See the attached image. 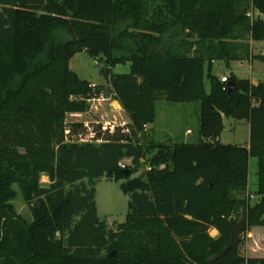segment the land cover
<instances>
[{
  "label": "trees",
  "instance_id": "16d2710c",
  "mask_svg": "<svg viewBox=\"0 0 264 264\" xmlns=\"http://www.w3.org/2000/svg\"><path fill=\"white\" fill-rule=\"evenodd\" d=\"M254 42H264V0H0V264H264L239 247L212 259L239 208L248 229L264 226V80L212 72L218 60L264 59ZM83 51L104 57L130 132L69 138L82 123L67 115L87 112L103 89L70 68ZM127 63L129 72H110ZM160 94L200 104L197 143L140 142ZM224 118L249 123V146L220 142ZM145 160L149 170L135 177ZM101 179L124 180L130 196L118 228L98 215ZM18 195L31 220L17 212Z\"/></svg>",
  "mask_w": 264,
  "mask_h": 264
},
{
  "label": "rangeland",
  "instance_id": "374dc122",
  "mask_svg": "<svg viewBox=\"0 0 264 264\" xmlns=\"http://www.w3.org/2000/svg\"><path fill=\"white\" fill-rule=\"evenodd\" d=\"M264 42L253 43L254 54L260 55ZM264 50V49H263ZM105 66L104 57L93 58L87 52L75 54L70 61V68L82 79L91 81L93 84L103 87L102 94L98 98L90 100V108L84 113L67 115V122H80L82 127H74L69 138L78 141H90L97 132L107 135L116 130L123 133L130 132L131 122L121 104L116 100L108 78L104 76L101 69ZM130 71V64H120L110 69L111 73H126ZM214 75L222 78L234 75L239 78L253 77L254 83L264 80V59H249L242 56L234 59L229 64L225 60H218L214 64ZM207 91L210 89V81L206 79ZM156 119L153 123H147L143 130L138 133V138L144 146L155 145L159 142H190L199 141L200 128V104L197 102L175 103L168 101L164 94L159 95L156 102ZM225 131L220 136L223 144H245L249 140L250 127L246 120L225 118ZM124 164H130L125 160ZM250 186L249 203L254 205L258 197L254 194L257 160L250 159ZM150 168L148 160H145L142 168L134 175H144ZM133 176V177H134ZM43 185H49L50 177L43 173L40 177ZM124 180L101 179L96 182V204L98 215L106 219L114 228L126 221L129 212L130 196L126 194L121 184ZM17 188V187H16ZM246 195V196H248ZM250 195H253L252 197ZM14 205L19 214L31 220L30 210L21 195L14 200ZM241 209L239 208L232 216L236 224L239 222ZM213 237L219 233L210 229ZM254 237V238H253ZM239 249L246 256L264 254V226H253L247 228L242 235ZM256 239V241L254 240Z\"/></svg>",
  "mask_w": 264,
  "mask_h": 264
},
{
  "label": "water",
  "instance_id": "95a60500",
  "mask_svg": "<svg viewBox=\"0 0 264 264\" xmlns=\"http://www.w3.org/2000/svg\"><path fill=\"white\" fill-rule=\"evenodd\" d=\"M228 91L232 92L234 89L237 88V84L233 81H230L228 84ZM125 173L129 174L128 170H124ZM248 227V221H247V214L245 212H242L240 214L239 222L234 227L232 234H231V241L229 244L218 254L214 255L212 259H218L220 257H223L227 254V252L231 249H237L240 244V239L242 234L246 231ZM112 255H115V250L112 252Z\"/></svg>",
  "mask_w": 264,
  "mask_h": 264
},
{
  "label": "built area",
  "instance_id": "2783aa9c",
  "mask_svg": "<svg viewBox=\"0 0 264 264\" xmlns=\"http://www.w3.org/2000/svg\"><path fill=\"white\" fill-rule=\"evenodd\" d=\"M256 15H258V12L255 11V10H253V9L249 10L248 13H247V16L250 17V18H254ZM263 49H264V45L262 46L261 54H264V50ZM221 80L223 82H227L228 81V76H226V75L222 76ZM119 165L122 168H125L126 167V164H124V161L121 162Z\"/></svg>",
  "mask_w": 264,
  "mask_h": 264
},
{
  "label": "crops",
  "instance_id": "0c3cea01",
  "mask_svg": "<svg viewBox=\"0 0 264 264\" xmlns=\"http://www.w3.org/2000/svg\"><path fill=\"white\" fill-rule=\"evenodd\" d=\"M255 43V42H254ZM217 61H215L214 62V64L216 63ZM213 68H214V65H213ZM212 72H213V70H212ZM214 74V73H213ZM250 80H251V82H253L254 83V81H253V77L251 76L250 78H249ZM225 119V118H224ZM249 124V123H248ZM224 125H225V120H224ZM250 127V126H249ZM241 145V144H240ZM244 146H249V140L245 143V144H243ZM249 176H250V164H249ZM256 183V182H255ZM254 183V184H255ZM249 186H250V180H249ZM249 193V190H247V194ZM251 196H253V195H251ZM211 230L213 231V232H216V233H219L218 232V230L215 228V227H212L211 228ZM254 238V237H253ZM255 241H256V239H254ZM254 257H264V254H260V255H253Z\"/></svg>",
  "mask_w": 264,
  "mask_h": 264
}]
</instances>
